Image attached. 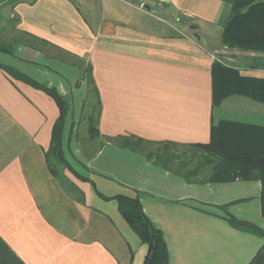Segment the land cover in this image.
<instances>
[{"label": "crops", "instance_id": "0c3cea01", "mask_svg": "<svg viewBox=\"0 0 264 264\" xmlns=\"http://www.w3.org/2000/svg\"><path fill=\"white\" fill-rule=\"evenodd\" d=\"M229 14L225 0L144 8L135 0H0L7 47L0 64L55 87L67 102L89 66L99 100L98 133L85 145L68 111L62 148L72 170L58 164L53 174L46 152L59 108L0 67V264H142L147 245L116 200L97 191L139 198L162 231L168 264L252 260L264 237L232 227L228 217L264 230L259 180L187 182L125 146L140 138L186 149L207 143L220 121L264 127L262 102L231 94L212 104L211 65L227 64L225 54L241 74L264 77L263 68L246 67L264 65V52L222 44Z\"/></svg>", "mask_w": 264, "mask_h": 264}, {"label": "trees", "instance_id": "16d2710c", "mask_svg": "<svg viewBox=\"0 0 264 264\" xmlns=\"http://www.w3.org/2000/svg\"><path fill=\"white\" fill-rule=\"evenodd\" d=\"M225 1L230 3V14L222 28V44L229 49L264 52V0ZM1 46L4 47V45ZM8 52L14 54L12 51ZM251 66L250 68L264 69V65L260 63L253 62ZM0 67L12 77L43 90L55 100L59 115L52 127L46 161L53 174H56L58 164H65L71 169L62 148L65 118L68 114L66 99L55 87L36 81L12 67L1 64ZM85 71L88 72L87 83L91 84L90 67L86 66ZM211 84L213 105L219 104L223 98L231 94L245 95L264 103V77L243 75L233 65L214 60L211 65ZM94 90L96 92V88ZM96 125L97 118L91 117L88 129L90 137L98 133ZM125 146L145 151L148 160H152L164 169L178 173L187 182L259 180L261 214L264 217V127L231 121L212 124L210 140L207 143L188 146L192 151H196L192 152L190 162L183 158L184 153L176 151L178 148L175 143H155L136 138L134 143L127 142ZM188 148L186 150H189ZM194 158H197L196 163L188 168L187 166ZM97 193L104 199L116 200L122 217L141 242L147 245L148 250L142 264H168L169 253L162 231L145 215L139 198L123 194L109 197L98 191ZM228 222L232 227L264 237V230L249 221L230 215ZM248 264H264V243Z\"/></svg>", "mask_w": 264, "mask_h": 264}, {"label": "rangeland", "instance_id": "374dc122", "mask_svg": "<svg viewBox=\"0 0 264 264\" xmlns=\"http://www.w3.org/2000/svg\"><path fill=\"white\" fill-rule=\"evenodd\" d=\"M154 4H152L153 6ZM14 48V47H13ZM65 59H67L68 61H74V58L71 57L70 55L66 54ZM224 62L229 64V65H233V59H231L229 57L228 54H225V58H224ZM251 62H249L248 64H246V67H252L251 66ZM78 64H75L74 67V78L76 76H78ZM69 68V67H68ZM67 68V74L65 75L66 78L68 76V69ZM61 74L64 75L63 71H61ZM87 75L88 72L85 71L82 78L83 81H81V79H79L80 77H78V79L76 81H78V88H76V90H72L71 91V97H69V102H68V111H70L72 117L70 119L67 120V122H71L72 126L74 124L77 125V130L75 131V134L77 135V140L80 142V144L85 145V143L88 141V129H89V121L90 118L93 117L94 119L97 118V114H98V104H97V98H96V94L93 92V89L91 87V84L87 83ZM80 83V84H79ZM71 120V121H70ZM74 135V136H76ZM90 140V139H89ZM71 148V147H70ZM187 148V147H186ZM189 150H186L185 148H178L176 149V151H179L181 153L185 154V160L190 162V159L192 157V152H196L195 150L192 151L191 148H188ZM69 150L66 151V156L72 161L71 156L76 157L74 154H76L75 149H71V152L68 153ZM199 154V153H198ZM200 158V155H198ZM197 156V158H198ZM197 158L194 160H192L191 164H189L187 167L190 168L192 167L196 161ZM71 164L74 165V163L71 162Z\"/></svg>", "mask_w": 264, "mask_h": 264}, {"label": "built area", "instance_id": "2783aa9c", "mask_svg": "<svg viewBox=\"0 0 264 264\" xmlns=\"http://www.w3.org/2000/svg\"><path fill=\"white\" fill-rule=\"evenodd\" d=\"M136 5L140 8H144L147 5H165L169 4L172 0H135Z\"/></svg>", "mask_w": 264, "mask_h": 264}, {"label": "water", "instance_id": "95a60500", "mask_svg": "<svg viewBox=\"0 0 264 264\" xmlns=\"http://www.w3.org/2000/svg\"><path fill=\"white\" fill-rule=\"evenodd\" d=\"M188 29H189V31H190L191 33H193V34H194V31H193V30H191V28H189V27H188Z\"/></svg>", "mask_w": 264, "mask_h": 264}]
</instances>
